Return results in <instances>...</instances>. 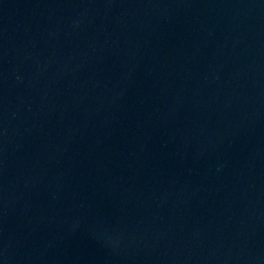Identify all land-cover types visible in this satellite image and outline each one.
Wrapping results in <instances>:
<instances>
[{
	"label": "water",
	"instance_id": "water-1",
	"mask_svg": "<svg viewBox=\"0 0 264 264\" xmlns=\"http://www.w3.org/2000/svg\"><path fill=\"white\" fill-rule=\"evenodd\" d=\"M0 264H264V0H0Z\"/></svg>",
	"mask_w": 264,
	"mask_h": 264
}]
</instances>
